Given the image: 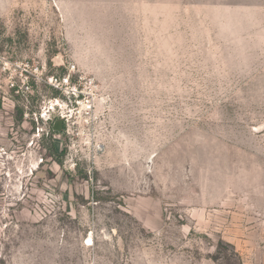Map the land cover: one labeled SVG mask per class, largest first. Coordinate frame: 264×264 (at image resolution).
Returning <instances> with one entry per match:
<instances>
[{
	"label": "rangeland",
	"instance_id": "1",
	"mask_svg": "<svg viewBox=\"0 0 264 264\" xmlns=\"http://www.w3.org/2000/svg\"><path fill=\"white\" fill-rule=\"evenodd\" d=\"M0 264H264V0H0Z\"/></svg>",
	"mask_w": 264,
	"mask_h": 264
},
{
	"label": "water",
	"instance_id": "2",
	"mask_svg": "<svg viewBox=\"0 0 264 264\" xmlns=\"http://www.w3.org/2000/svg\"><path fill=\"white\" fill-rule=\"evenodd\" d=\"M64 118H61L59 120L56 121L55 125H54V128L58 131H62V123L64 122Z\"/></svg>",
	"mask_w": 264,
	"mask_h": 264
},
{
	"label": "trees",
	"instance_id": "3",
	"mask_svg": "<svg viewBox=\"0 0 264 264\" xmlns=\"http://www.w3.org/2000/svg\"><path fill=\"white\" fill-rule=\"evenodd\" d=\"M20 113H22V110H20ZM53 149H54V150H53ZM52 150H53V153L56 152V151H55V147H53Z\"/></svg>",
	"mask_w": 264,
	"mask_h": 264
}]
</instances>
